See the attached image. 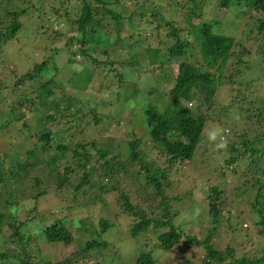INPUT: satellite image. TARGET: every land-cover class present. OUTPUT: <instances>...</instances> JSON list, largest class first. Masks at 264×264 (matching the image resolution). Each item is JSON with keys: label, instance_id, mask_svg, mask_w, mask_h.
Listing matches in <instances>:
<instances>
[{"label": "trees", "instance_id": "obj_1", "mask_svg": "<svg viewBox=\"0 0 264 264\" xmlns=\"http://www.w3.org/2000/svg\"><path fill=\"white\" fill-rule=\"evenodd\" d=\"M11 1L8 0L9 4ZM162 1L138 0L130 10V7L122 0H82L80 8L77 4L63 13L61 9L63 6H59L54 8V11L58 12L69 27L74 29V32L66 34L67 43L64 45L70 52L69 62L81 61L85 57L98 63L99 59L95 51H98L99 46L103 47V52L109 56L120 55L119 51L126 48L124 43L128 39L133 41L137 38L136 30L127 37L122 36L123 28L137 27L138 17L143 18L144 23L152 28V33L168 27L167 34L175 39L171 45L164 48L148 46L137 41L130 42L129 50L132 51L130 59L122 61L131 65L132 68L133 64L144 61L143 63L149 66L143 67L142 70L152 71L158 79L161 77L159 82L162 83L164 78H171L169 64L173 60L182 59L179 62L177 74L170 79L174 82V86L167 94L169 97L165 100V106L151 103L144 105L146 107H143L140 113L145 125L149 127L152 148L159 151L156 155L166 156L163 167L157 157L153 158L148 154L147 146L144 145L142 138L136 136L135 131L132 134L133 138L127 142L115 143L114 137L104 135L100 139L93 138V131L98 133L100 126L107 127L106 123L102 124V122L109 116L100 110L99 107L102 104L96 101L95 95L91 98L94 100L93 105L90 104V99L82 97L83 89L93 78L94 69L77 71L75 67H69L67 70L55 65V71L50 77H46L43 71L53 60L46 58L42 62H37L34 69L25 73L19 80L22 83L29 80L34 88L32 92L23 94L12 103L5 101L6 96L2 94L3 89L9 88L7 85L9 83L3 84L4 81H1L0 95L4 100L0 104V141L4 136L13 137L16 134L21 139L20 141L13 139L15 145L10 146L11 148L7 147L3 152L0 142V234H4L0 235L2 238L0 264L1 260L10 259H13L16 264H70L75 261L69 256L64 261L53 262L47 254L40 257L33 253L37 242H34L32 235L23 231L30 219H18L19 210L23 208L22 200L28 197L38 199L40 195L48 193L52 180L57 184L55 192H61L67 186L72 187L71 195L75 199L77 195H90L89 197L96 201L103 193L118 190L120 198L118 199L123 210L138 217V221L132 226L131 235L134 237L144 235V237L141 236L144 240L149 233L155 234L159 241L155 248L170 250L182 238L186 224L177 220L182 206L207 205L208 213L214 222L220 223V219L225 218L222 215L228 213L227 210L221 211L220 204L225 205L223 195L226 189L230 188L231 183L223 180L219 185L208 188L204 182L200 186L187 187L184 192H179L183 179L176 181L172 174L180 172L185 177L190 175L188 163L191 164L195 153L197 154L208 119L210 117L214 120L218 119L215 112L218 106L216 99L219 98L217 93L223 85H230V94L228 91L225 92L229 94V103L224 108V110L226 107L230 108L225 111L233 113L229 118L240 115L236 109L242 111L255 107L249 114L252 116H249L250 119H256L251 123L249 131L254 137H249L247 133H238L239 141L227 140L226 150L230 156L225 159V167L232 174L238 175L240 169L237 165L241 159L246 158L247 170L254 173L255 182L248 179L243 187L236 184V190L238 195L242 196L249 188H257L256 209L261 213V220L257 224L264 225V96L255 95L258 89L255 83L257 80L246 72L251 70L250 65H257L256 70L257 72L260 70L264 79V44L257 50L259 54L257 57L260 60L257 64L252 63L251 60L243 59L249 50L241 37L249 35V38L264 42V0H218L217 6L220 7V12L225 10L229 16V13H234L241 17L244 13L237 10V6L241 4H246L247 9L251 11H258L257 15L252 14L253 24L249 25L245 31L233 30L237 27V24L233 23V29L230 30L233 32L230 33L224 30L223 21L217 17L218 10L213 12L216 18L208 20V17H202L204 6L196 3L195 0H173V9L178 10L180 6H183L188 10L187 22L180 25L170 20V15L163 10ZM192 2L196 4L192 5ZM23 3L16 6L13 4L12 9L8 8L7 18L0 15V42H9L25 26L21 17L28 14L29 8ZM43 3V1L39 4L30 2L32 8L39 11H43L41 9ZM52 12L47 15L51 16ZM40 16L39 14L37 17L40 18ZM194 17H199L200 21L195 23ZM46 20L50 21V17ZM54 23H49L48 27L45 26L41 32L47 34ZM141 26L144 25L141 24ZM53 31L63 34L61 29ZM181 31H187V34L182 36ZM196 47L198 54H195ZM61 49L64 50L62 46L54 47L55 52ZM186 56H189V59ZM116 60L120 59L114 58L107 64L112 65ZM65 80L72 82L74 87H65ZM152 81L157 82L156 78ZM119 92L115 97L116 100L122 99L121 91ZM161 92H164L163 88ZM153 94L154 87L151 88L149 96ZM50 96H53L54 103H51ZM108 102L115 103L112 100ZM186 102H190L191 105L189 106ZM29 113L32 114L31 118L34 121L30 118L28 120ZM20 121L22 123L19 125ZM218 121L220 122L219 119ZM84 125L92 129L88 131V127ZM74 128L77 129L78 134L73 137L72 143H68V133ZM233 130L237 134L236 126ZM70 135L72 136V133ZM27 144L29 147L23 153L24 150L20 148ZM110 153L113 155L110 156ZM98 157L100 159L97 162ZM7 158L10 159L8 163ZM33 169L38 173L31 175ZM122 171L138 179L139 191L148 193L151 204L147 203V207H139V209L132 203L127 191L118 185L117 178ZM205 171L203 170L200 174L206 177V180L210 179L211 171L207 172L208 175ZM214 172L219 173V170L214 169ZM110 175L113 176L111 179ZM21 178H28L27 182L31 184V187L24 189L16 186L14 182H18ZM199 196H203V201H199ZM190 207L194 211L195 205ZM34 209L35 207L32 211ZM226 219L232 228L243 226L245 223L241 214L233 215L232 213ZM67 222L65 217H57L55 221L43 228L42 233L49 241H67L71 238L67 234ZM111 223L110 219H102L99 224L101 231L110 228ZM6 224L8 227H5ZM5 229L11 231L9 236L5 235ZM26 234L29 236L27 237ZM6 237L12 239V247H5L8 245ZM190 239L195 240V237ZM197 243L209 247L204 264L264 262V256L237 258L232 249H229L227 253L215 250L209 246V237L204 240V243L200 240H197ZM106 244L107 241L88 239L83 248L89 257L85 264L101 263L100 259H95L94 263H87V261L97 257L98 254L92 251L94 248H103ZM153 250L139 251L135 264H157ZM106 264L109 263L106 262Z\"/></svg>", "mask_w": 264, "mask_h": 264}, {"label": "rangeland", "instance_id": "obj_2", "mask_svg": "<svg viewBox=\"0 0 264 264\" xmlns=\"http://www.w3.org/2000/svg\"><path fill=\"white\" fill-rule=\"evenodd\" d=\"M40 1L44 2L41 8L43 11L32 8L30 2L39 4ZM123 1L126 2L131 10L133 6L137 4L138 0H122V2ZM195 2L204 6V14L202 17H208V20L215 19L216 17L214 16L215 14L213 15V12L218 10L216 15L223 21L222 25L227 33L233 32L230 31L233 29V23L237 24V27L233 30L237 29L236 31L238 32L242 30L245 31L249 25L253 24L251 22L253 21L252 14H258L256 10H252V12L247 9L246 4L237 6V10L244 13L240 17L234 13H229V16L225 13V10L220 12V7L217 6L218 0H195ZM195 2L191 4H196ZM19 3H23L24 6H28L29 8L28 14L21 17L25 26L17 35H14L9 42H0V83L1 81H4L3 84L9 83L7 84L9 88L2 90V94L6 96L5 101L12 103L21 98L23 94H30L32 92L34 88L29 80H25L24 83L19 80L25 73L33 70L37 62H42L46 58L53 59L51 64H48L47 68L43 71L46 77H50L55 71V65L67 70H69V67H75L77 71L92 68L94 69L92 73L93 78L83 89L82 97L90 99L89 102L93 105L94 100H91V98L95 95L96 101H99L100 105L102 104L99 107L100 110L109 115L108 118L104 119L102 122V124L106 123L107 127L103 128V126H100L98 133L93 131V138L100 139L104 135L114 137L115 143L121 141L127 142L133 138L132 134L133 131H135L136 136L142 138L144 145L147 146L146 151L148 154L153 158L157 157L163 167L165 165L166 156L156 155L159 151L152 148L151 144H153V142L151 140L149 127L145 125L140 113L144 105H149L151 103H155L156 105L162 104V107L165 106V100L169 97L167 94L174 86V82L170 79L173 78V75L177 74L179 62L182 61V59L173 60L169 64V76L171 78H164L162 83L159 82L161 77L158 79L152 71L148 72L145 71V69L142 70L143 67L149 66V64L145 65L143 63L144 61L136 63L138 67L133 64V68L131 65H127L122 61L127 60L131 56L132 51L129 50L131 47L130 42L137 41L138 43H143L148 46H163L164 48L171 45L175 39L167 34L168 27L160 31L156 30L155 33H152V28L144 23L143 18L137 16V27H124L122 35L127 37L136 30L137 38L133 41L132 39H128V41L124 43L126 48L123 49V51L119 49L121 50L119 51L120 55L116 54L109 56L103 52V47L99 46L98 51H95L96 57L99 59L98 63L85 57L82 58V62L80 60L77 62H69L70 52L66 50L64 45L67 43L66 34L74 32V29L71 28V26L69 27L66 21L59 16V13L54 11V8L63 6L61 9L63 13H65L66 10L75 7L77 4L80 8L82 0H12L11 4H9L8 0H0V15L7 18L6 12L8 8L12 9L11 7H13V4L16 6ZM172 3L173 0L162 1L163 10L170 15V20L180 25H182L181 23L187 22L188 10L183 6L175 10L172 8L174 5V3ZM49 12H52L51 16L47 15ZM39 14L41 15L40 18L37 17ZM49 17L50 21H47L46 18ZM193 21L198 23L200 18L194 17ZM51 22L55 23L49 28L48 33L45 34V32H41L45 29V26L47 28L48 24ZM141 24L144 26L142 27ZM54 29H61L63 34L55 33L53 31ZM138 32H140L139 35ZM185 33L187 34V31H181L180 34L185 36ZM241 37H243L244 45L249 50V52L244 55L243 59L251 60L252 63L257 64L260 60L257 57L259 55L257 50L264 42H258V40L249 38V35H242ZM55 46H62L64 50L61 49L55 52ZM195 54H198L197 47ZM186 57L189 59V56ZM114 58L120 60H116L112 65L109 63L107 64V62H111ZM250 66L251 70H246V72L249 75H253L255 80H257L255 83L258 89L255 95L264 96L263 76H261L260 70L257 72V65ZM110 67H112V69H110ZM136 68L139 69L137 70ZM42 78L44 79V77ZM153 78H156L157 82L152 81ZM64 86L73 88L74 84L65 80ZM152 87H154V94L149 96ZM161 88H163L164 92H161ZM119 91H121L122 99L116 100L115 97L120 93ZM226 91L230 94V85H223L218 90L217 96L219 98L216 99L218 106L215 108V112L220 122L217 118H215L217 120L212 119V117L208 119L203 132L202 141L197 148V154L195 153L191 164L190 162L188 163V172H190V175L185 177V175L180 172L172 174L176 181H182L183 179L179 192H184L187 187L200 186V184L204 182L208 185V188L219 185L223 180H227L231 183L230 188L226 189L223 195V197H225V205L220 204L221 211L227 210L228 213L222 215L225 218H221L220 223L217 224L214 222L212 216L208 213L207 205L191 204L182 206L179 210V217L177 218V220H181V222L186 224L182 238L170 250H164L160 247L155 248L159 243L155 234L149 233L144 240L141 238V236L144 237V235L137 237L131 235L132 226L138 221V217L136 218L134 214L123 210L119 200L118 190L103 193L96 201H93L91 199L92 197H89L90 195H77L75 199L71 195L73 191L72 187L67 186L63 191L55 192L54 189L57 184L52 180V184H50L51 189L48 193L40 195L38 199L32 197L23 199V208L20 209L18 213L19 220L30 219H27L29 222L26 223L23 231L32 235L34 242H37L36 245L34 244L33 253L38 254L40 257H43V254H47L48 258L52 259L53 262L64 261L71 256L70 258L75 259V261L70 264H85L86 259H89V257L86 251H83V248L86 246L88 239L95 238L100 241H107V244L103 248H94L92 251L98 255L96 258H90L87 263H94L96 261L95 259H100L99 262L101 263L99 264H106V262L109 264H117L120 262L124 264H135L134 261L137 260L139 251H150L154 249L153 253L157 258V264H204V259L207 258L209 247L197 243V240L203 241L204 243V240L209 237V246L220 252L227 253L229 249H232L237 258L243 256L263 257L264 232L260 231H264V225L257 224V222L261 220V213L256 209V200L258 196L257 188H249L245 194L240 196L235 186L236 184L242 185V187L245 186L248 179H250L251 182H255L254 173H252L251 170H247L246 158H244L241 159V162L237 165L238 169H240V173L238 175L232 174L229 169L225 167V159L230 156V153L226 148L217 149L215 142L208 140V135L214 130H217L226 140L237 139V141H239L240 138L237 136L238 133H247L249 137H254L249 131L251 130V123L256 121V119H250L249 114L253 112L255 107L252 106L250 110L244 109L242 111L236 109L240 115L229 118L233 113H227V111H225L230 109L228 107L224 110L230 99L229 94L227 95L225 93ZM52 97L53 96H50L51 103H54ZM2 98L3 97L0 95V104H2L4 100V98ZM108 100H112L115 103H110ZM57 101L59 102L60 100L58 99ZM186 103H188L189 106L191 105L190 102ZM85 111L87 112V110ZM28 115V120L30 118L31 121H34L31 118L32 114L29 113ZM108 121L111 122V125H109ZM119 121L120 123H118ZM20 123H22V121L19 122V125ZM235 126L237 134L233 130ZM84 127H88V131L92 129L87 125H84ZM71 133L72 136L70 135ZM76 134H78L76 128L68 133V143L73 142V137H75ZM13 139L20 141L21 138L18 137V134L13 137L4 136L1 138L2 152L5 151L7 147L15 145ZM65 141H67L66 138ZM27 147H29V144L24 145L20 149L24 150L23 153H25L28 149ZM109 155L112 156L113 153ZM96 159L98 162L100 157ZM9 161L10 159L7 158V163ZM233 166L235 167V165ZM214 169H218L219 173H215ZM203 170H206V173L211 171L210 179L206 180V177L204 178L200 174ZM37 173L36 170H31V175ZM112 177L113 176L110 175L109 178L111 179ZM27 179L28 178H21L18 182L14 183L16 186L25 189L28 186L31 187ZM117 179L118 185H120L124 191H127L130 195V200L134 205H137L138 208L147 207V203L151 204V200L148 199V193L146 191H139L140 186L137 178L122 171ZM105 181L107 180L105 179ZM46 184H48V182ZM223 188L225 189V187ZM201 200L203 201V196H199V201L201 202ZM192 205H195L193 208L194 211L191 210L192 208L190 206ZM34 207L35 209L32 211ZM147 211H149L148 208ZM232 213L233 215L241 214V217L245 219L243 226L239 225V227L237 226L236 228L230 227L226 217L231 216ZM57 217H65L68 220L66 223L68 228L67 234L71 238L67 241H49L46 239V235L42 233L43 228L47 224L52 223V221H55ZM102 219L112 220L111 227L101 231L99 224ZM5 227H8V225L6 224ZM4 233H6V236H9L11 231L5 229ZM0 235L4 234L1 233ZM26 236L28 237L29 235L26 234ZM191 237H195V240H191ZM6 238L8 245H5V247H12V239ZM1 240L2 238H0V241ZM38 255L36 256L38 257ZM1 261V264H16L13 259ZM259 264H264V262H260Z\"/></svg>", "mask_w": 264, "mask_h": 264}, {"label": "clouds", "instance_id": "obj_3", "mask_svg": "<svg viewBox=\"0 0 264 264\" xmlns=\"http://www.w3.org/2000/svg\"><path fill=\"white\" fill-rule=\"evenodd\" d=\"M208 140L211 142H215L217 149L227 148V140L222 135H220L217 130L212 131L208 135Z\"/></svg>", "mask_w": 264, "mask_h": 264}]
</instances>
